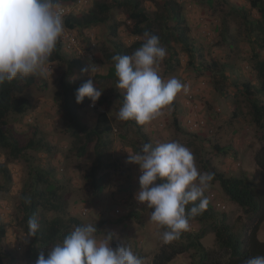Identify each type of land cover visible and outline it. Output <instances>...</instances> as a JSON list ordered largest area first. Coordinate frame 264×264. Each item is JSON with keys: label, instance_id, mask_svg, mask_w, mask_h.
Masks as SVG:
<instances>
[{"label": "rangeland", "instance_id": "1", "mask_svg": "<svg viewBox=\"0 0 264 264\" xmlns=\"http://www.w3.org/2000/svg\"><path fill=\"white\" fill-rule=\"evenodd\" d=\"M95 1L109 6L113 4L111 0H93V4ZM140 1L147 14L155 18L156 14L162 12L164 3L171 0ZM174 1L182 8L189 38L198 49H202L203 64H211V59H214L219 65L227 66L226 69L222 72L218 68L213 71L202 68L198 58L189 59L180 44L171 42L172 51L164 46L167 56L158 71L165 80L174 76L186 83L188 93L178 94L170 106L171 110L166 108L164 114L150 124L139 125L135 120L121 121L117 113L123 103V90L117 88L118 78L97 77H105L111 67L102 52L107 50L109 54L112 53L111 25L117 23L119 26L118 43L131 46L137 41L128 32L127 25L130 26V23L126 13L111 8L104 24L75 29L80 45L87 47L92 44L88 47L92 52L86 53L84 60L73 67L71 78H92L102 91L101 96L106 97L108 103L104 110L114 129L111 135L113 144L107 154L112 160L124 156L122 162L126 166L107 171L106 189L100 195L94 194L83 177L92 165L94 152L89 149L83 159L76 156L73 140L60 112L61 106L55 102V94L60 90L59 79L66 67L48 62L44 74L32 76L39 85L29 86L21 95L30 102L29 109L22 115L10 114L6 118L7 126L22 145L34 137L41 141L42 147L26 151L25 156L20 158H13L7 149H0V222L5 229L0 241L1 264H36L30 259L28 238L19 221L22 216L21 193L28 192L34 186L38 168L53 170L49 181L57 187L61 200V209L45 212V217L52 219L60 215L69 231L76 227L67 223L70 218L76 219L80 225L93 224L98 231V240L104 239L106 233H112V247L125 243L136 256L142 258L143 264H154L155 255L165 245L162 239L164 229L150 221L152 210L134 199L139 190V165L131 163V178L124 177L119 182V173L130 165L126 164L129 153L139 152L147 142L155 145L175 140L192 151L202 172L215 170L227 176L244 175L251 179L255 176L258 169L253 160L263 146L260 140L262 133L248 114L249 97L243 85L247 84L254 93L252 97L264 104V95L258 93L260 82L254 69L256 60L264 59V42L261 43L259 33L254 28H249L253 27L252 21L259 16L248 0ZM87 2V7L79 11L73 5L67 6L69 14L89 11L92 0ZM62 53L65 58L73 60L70 54ZM90 64L96 65L97 70L93 74L90 71L82 72ZM217 88L222 91L219 92ZM79 117L88 128L95 125L96 113L90 109L80 111ZM174 120H177L179 127L174 125ZM139 133L147 139L141 138ZM215 146L223 150H217ZM205 195L216 213L226 214L228 222L235 228L242 226V211L230 202L216 181L211 182ZM131 214H138V220L127 217ZM200 230L201 225L196 219H191L188 231L199 234ZM258 240L264 242V222L258 232ZM200 243L209 253L208 260L203 264H225L213 234H205ZM53 245L38 250V254L43 251L47 257ZM194 253L187 251L169 264H197L198 258Z\"/></svg>", "mask_w": 264, "mask_h": 264}, {"label": "trees", "instance_id": "2", "mask_svg": "<svg viewBox=\"0 0 264 264\" xmlns=\"http://www.w3.org/2000/svg\"><path fill=\"white\" fill-rule=\"evenodd\" d=\"M251 8L256 11L258 19L252 21L253 27L249 28L258 32L261 38V43L264 42V0H248ZM58 5L70 6L78 2V0H57ZM90 2V0H89ZM112 6L95 1L91 9L87 12L69 14L64 19V26L70 31L75 32V29H83L98 24H104L108 20V14L111 8L124 10L126 18L130 23L127 29L131 36L137 38V41L131 46L118 43L119 26L114 23L110 26L111 37L110 44L113 46L112 53L107 50H102L108 64H111L108 74L105 77L98 76L100 79L115 80V65L112 57L116 54L131 55L137 48L141 47L145 37L144 32L149 31L160 37L161 44L172 51L171 42H176L181 45L182 49L187 53L189 59H199L200 67L207 68L209 71L219 69L224 71L227 66L219 65L217 60L211 59V64L205 63L203 60L202 49H198L193 41L189 38V29L181 6L174 0L166 1L162 12L155 15V18L149 16L146 10L142 7L140 0H111ZM85 9V8H84ZM249 22V20H248ZM247 23V20H246ZM77 36V35H76ZM78 39V37H77ZM79 40V39H78ZM81 43V41L79 40ZM81 45L85 53L92 52V49ZM126 45V46H125ZM91 50V51H90ZM72 53V52H71ZM66 54H70L68 51ZM73 60L65 58L62 53L61 42L58 41L57 47L49 58V63L63 64L66 68L64 74L59 79L60 90L55 94V102L61 106L60 112L67 124V132L73 140V150L76 156L83 159L89 149L94 152L92 165L83 174L86 182L92 187L94 194L100 195L106 189L105 177L107 171L126 166L122 161L123 158L112 160L107 154L113 142L111 135L114 131L110 118L106 112L97 113L95 125L88 128L80 120L79 113L87 109V106L92 103L91 100L85 97L82 103H76V90L81 87L87 80H73V67L82 61L81 56L70 54ZM175 57V58H174ZM174 61L178 59L173 55ZM254 69L257 73L260 87L258 93L264 95V59L256 60ZM217 70V71H219ZM39 83L36 78L30 76L27 78H17L12 82H5L0 86V149H7L9 155L13 158L25 156V152L29 150L41 149L42 143L31 138L26 145H22L19 138L15 136L6 124V118L10 114L22 115L30 107V102L21 95L29 86H37ZM243 87L246 90V95L249 103V116L254 125L262 133L260 140L263 146L254 156V164L258 171L253 179L247 176H227L224 172H216L213 181H216L223 193L233 204L237 205L242 211L243 224L239 228L231 225L228 222L226 214L216 213L209 205L201 214L193 218L201 225L200 233H191L186 231L182 233L178 240L173 241V244H165L154 257V264H169L175 257L184 255L187 251H194L198 258L197 264H203L209 258L208 251L200 243V240L205 234L211 233L214 235L215 244L220 253L223 254L225 264H244L248 258L264 255V242L258 240V232L264 222V104L253 98V92L250 87L245 84ZM217 90L222 91L221 88ZM106 97L101 96L96 102L98 107L107 106ZM235 116V114H232ZM174 125L179 127L177 120H174ZM140 134V137L147 139L145 135ZM35 135V134H34ZM33 135V136H34ZM148 143V142H147ZM215 149H219L215 146ZM223 150V149H219ZM128 161V160H127ZM128 165V162H126ZM132 164L125 167L119 173V182L131 178L130 171L133 170ZM127 172V174H125ZM132 172V171H131ZM53 170L51 168H38L35 173V184L28 192L21 193V219L19 221L23 228L24 234L28 238V253L30 259L36 263L39 256L38 250L46 249L50 244H56L62 241L64 236L70 231L64 225V220L60 215L54 216L52 219L45 217V212H53L61 209V200L58 194L57 187L49 181L52 177ZM25 198H30V203L25 202ZM188 207H191L189 205ZM35 216L39 223V231L35 237H28V219ZM128 218L138 220V214H131ZM67 223L71 226H80V223L70 218ZM70 229V228H69ZM5 235V229L0 222V241ZM1 264V262H0Z\"/></svg>", "mask_w": 264, "mask_h": 264}, {"label": "clouds", "instance_id": "3", "mask_svg": "<svg viewBox=\"0 0 264 264\" xmlns=\"http://www.w3.org/2000/svg\"><path fill=\"white\" fill-rule=\"evenodd\" d=\"M87 4L73 6L79 11ZM59 8L67 10L63 18ZM68 15V7L58 5L57 0H0V86L17 78L44 74L58 41L62 52H68L62 42L63 31L74 35L85 56L76 34L64 26ZM144 37L141 47L131 55L112 57L117 88L123 90L117 118L135 120L139 125L150 124L166 108L170 111L178 94L189 91V86L180 79L173 76L165 80L160 75L159 65L167 56L160 37L149 31L144 32ZM73 53L76 54L70 51ZM96 70L97 66L90 64L82 72L93 74ZM101 95L102 91L89 78L76 90V103H82L87 97L94 106ZM127 162L139 165L141 173L134 199L152 210L149 219L164 229L165 244L178 240L189 230L190 220L207 209L209 199L205 193L214 174L202 172L192 151L175 140L155 145L144 143L139 152L129 153ZM25 202L30 203V198H25ZM27 223L28 237H35L40 227L36 217H29ZM97 232L93 224L74 227L49 249L47 257L41 251L36 264H143L142 258L125 243L113 248L112 233L98 240ZM244 264H264V255L248 258Z\"/></svg>", "mask_w": 264, "mask_h": 264}, {"label": "built area", "instance_id": "4", "mask_svg": "<svg viewBox=\"0 0 264 264\" xmlns=\"http://www.w3.org/2000/svg\"><path fill=\"white\" fill-rule=\"evenodd\" d=\"M87 3V0H78L76 5L81 6ZM62 18L67 14V10L64 8H59ZM62 42L64 44V49L67 51H75V53L81 57L84 56V54L80 51V49L77 46L76 38L73 34L67 31H63L62 33ZM88 109L90 111L97 113H103L105 112L104 107H98L97 104L93 106L92 103L88 105ZM118 213V210H116Z\"/></svg>", "mask_w": 264, "mask_h": 264}]
</instances>
